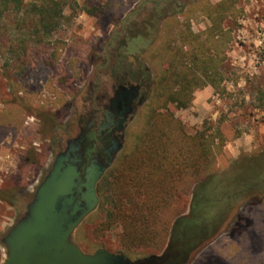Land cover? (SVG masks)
<instances>
[{
  "label": "rangeland",
  "instance_id": "374dc122",
  "mask_svg": "<svg viewBox=\"0 0 264 264\" xmlns=\"http://www.w3.org/2000/svg\"><path fill=\"white\" fill-rule=\"evenodd\" d=\"M35 1L25 0L19 14L0 5V264L2 238L94 103L110 96L116 64L144 73L146 103L126 123L123 148L97 184L98 206L72 241L86 254L159 257L198 182L264 153V0H230L234 11L216 44L221 90H196L184 109L167 101L161 84L169 68L163 48H179L188 33L204 41L212 24L201 9L222 0H114L109 11L107 0L68 1L47 28L31 11ZM120 194L123 203L137 194L159 197L148 226L111 218ZM189 264H264V198L233 210Z\"/></svg>",
  "mask_w": 264,
  "mask_h": 264
},
{
  "label": "trees",
  "instance_id": "16d2710c",
  "mask_svg": "<svg viewBox=\"0 0 264 264\" xmlns=\"http://www.w3.org/2000/svg\"><path fill=\"white\" fill-rule=\"evenodd\" d=\"M24 1L0 0V5L19 14L25 12ZM68 1L73 5L78 4L76 0H36L31 4V11L42 18L47 28L48 21H55L61 17ZM113 1L107 0L105 8L107 11ZM201 10L212 24L206 39L200 42L198 37L188 33L187 36H181V40L183 45H189V51L184 52L183 45L174 48L171 44H167L163 48L169 68L163 72L161 84L166 87L167 101L174 103L179 109L189 105L193 93L198 89L211 86L216 91L221 90L222 76L219 67L223 49L219 50L216 44L223 37L220 24L228 13L234 11V7L230 0H222L215 6L208 5ZM209 52L214 53L211 55ZM87 150L88 153L91 151L90 148ZM203 155L208 157V151L205 150ZM154 164L152 165L154 171L160 169L159 163L154 161ZM146 167L148 176L151 171L148 165ZM163 173L167 172L163 169ZM129 181L133 182L132 179ZM102 188H104L103 184L98 190L101 196ZM117 198L114 205L116 213H112L111 218L118 222L122 219L127 220L132 229L147 223V218L157 208L159 199L158 196L137 194L127 203H123L122 194ZM263 198L264 153L253 157L243 156L232 162L227 170L207 175L193 188L187 215L178 217L174 221L163 252L165 260L161 264H189L196 253L219 235L222 225L233 210ZM129 235L132 237L131 233Z\"/></svg>",
  "mask_w": 264,
  "mask_h": 264
},
{
  "label": "water",
  "instance_id": "95a60500",
  "mask_svg": "<svg viewBox=\"0 0 264 264\" xmlns=\"http://www.w3.org/2000/svg\"><path fill=\"white\" fill-rule=\"evenodd\" d=\"M139 87H120L104 110V122L96 129L101 131L115 126L119 140L105 150L107 159L98 156L84 159L82 145L88 122L79 128L76 136L66 141L51 169L36 188L25 213L6 232L1 242L7 251L2 264H161L164 254L130 261L123 255L98 249L86 254L73 243L72 235L78 226L98 206L97 184L123 148L125 123L132 118V104ZM142 102H139V106Z\"/></svg>",
  "mask_w": 264,
  "mask_h": 264
},
{
  "label": "flooded vegetation",
  "instance_id": "af4514ba",
  "mask_svg": "<svg viewBox=\"0 0 264 264\" xmlns=\"http://www.w3.org/2000/svg\"><path fill=\"white\" fill-rule=\"evenodd\" d=\"M118 65L119 64H116L114 67V78L116 82H114L110 96L108 98L106 96L107 99H105V97H100L103 98L101 102L94 103V105L89 110V120L87 123L91 122L94 125L87 131L82 145L84 159L86 162L95 156H98L100 159L105 161L107 159V155L104 153V151L112 147L111 143L113 141L119 140V134L115 131L114 125L102 130L98 136H96L95 131L103 124L105 120L103 116L104 110L109 107L110 99L114 97L115 93L120 87H139L138 95L132 104V109L134 111L146 103L144 91L147 88V80L144 76V73L139 70L138 72L132 74L129 70L125 69L124 67L120 68ZM96 90L98 91L99 88H96ZM140 101L142 102V105L139 106ZM124 125L126 126V123ZM88 148L91 149L89 153L87 150Z\"/></svg>",
  "mask_w": 264,
  "mask_h": 264
}]
</instances>
